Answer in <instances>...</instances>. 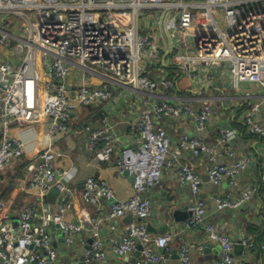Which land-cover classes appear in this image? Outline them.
<instances>
[{
    "label": "built area",
    "instance_id": "built-area-1",
    "mask_svg": "<svg viewBox=\"0 0 264 264\" xmlns=\"http://www.w3.org/2000/svg\"><path fill=\"white\" fill-rule=\"evenodd\" d=\"M73 73L79 74L77 82L71 80ZM180 85L192 94L191 101L176 97ZM244 87L260 92L261 100L233 95ZM123 90L140 98L141 110L131 127V145L114 158L119 123L97 128L73 119L79 108L109 104ZM193 98L199 100L197 106ZM226 111L243 134L264 136V0H0V177L28 157L23 140L10 130L25 131L40 115L49 119L45 144L26 159L22 192L29 199L11 215L0 201V264H57L51 225L66 252L73 250L76 237L89 239L85 262L104 264L110 253L101 229L125 216L131 222L111 246L118 259L141 246L133 264H162L179 233L198 231L216 244L218 256L194 262L192 254L202 253L203 247L186 239L178 248V264H247L246 253L236 257L234 247L239 243L248 253L251 236L242 233L236 242L226 223L211 222L201 197L202 175L180 161L189 153L204 164L203 175L212 187L237 185L250 162L249 157L233 161L240 130L226 125L215 138L209 132L215 115ZM164 121L192 132L191 138L180 136L171 158ZM58 135L83 138L98 161L112 164L120 176L127 173L132 196L111 205L114 196L107 182L87 177L81 200L88 210L75 222L66 220L72 175L56 167L49 141ZM220 155L226 158L224 165L218 162ZM165 169L187 187L193 203L185 209L188 219L153 235L148 231V194ZM54 186L61 196L53 209L44 198ZM256 192V185H248L232 200L218 191L216 212L241 208ZM260 247L264 250V236Z\"/></svg>",
    "mask_w": 264,
    "mask_h": 264
},
{
    "label": "crops",
    "instance_id": "crops-1",
    "mask_svg": "<svg viewBox=\"0 0 264 264\" xmlns=\"http://www.w3.org/2000/svg\"><path fill=\"white\" fill-rule=\"evenodd\" d=\"M163 69L168 74H171L168 68L164 67ZM78 75V73H73L71 80L77 82ZM181 89L182 86L180 85L178 92ZM247 94L251 96L250 102L261 100L260 92H249L247 87L242 88L239 93L233 95L243 96ZM176 97L181 98L185 102H189L193 96L189 91L183 90ZM193 104L197 106L199 100H194L193 98ZM140 106L141 101L138 96L131 95V92L128 90H123L115 93L109 104H98L93 107L79 108L73 121H90L97 128L101 127L104 123H119L115 133L118 148L114 154V158H119L120 149L127 148L131 145V127L137 123L141 110L139 109ZM48 124L49 119L40 115L35 125L31 128L24 131L21 128L13 127L10 130V134L22 139L26 145L28 157H33L47 140ZM262 124L264 125V113ZM226 125L240 130V125L232 116V112L226 111L225 114H217L212 119L209 129L211 133L210 137H214L217 129ZM164 126L168 129L171 137L169 155V158H171V154H173L175 148H178L180 136L183 134L191 138L192 132L191 129L180 128L179 124L175 125L171 121H164ZM239 132L240 136L235 145V157L233 161L235 162L242 157H249L250 162L247 171L237 180V185L233 189H230L225 184L220 188L209 185L205 175H203L205 165L197 164L189 153H183L180 161L182 164L190 165L197 173L202 175L203 185L201 197L203 198L202 200L211 222L215 225L226 223L229 228V233H231V238L236 242H239L242 233L251 236L253 243L252 249L247 253L242 245L238 243L237 245L241 247V250L235 256L240 257L245 252L246 257L244 260L247 264H264V250L260 247L264 236V136L259 138L250 134L245 135L241 130ZM49 144L57 155L55 161L56 167L72 175L69 181L71 195L64 213L66 220L75 222L82 216L84 210H88L81 200L83 181L87 177H94L106 181L116 202L126 201L132 196V178L127 175L120 176L112 164L98 161L95 158V153L88 150L83 138L58 135L51 138ZM27 158L16 161L0 177V201L4 203V213L6 214L11 215L15 213L29 199L28 195L22 192L23 185L26 182L27 171L25 170V164L27 163ZM218 162L224 165L226 158L220 155ZM248 185H256L257 187V192L249 203H246L245 206L236 210L224 209L221 212H216L214 197L218 191L225 193L232 200H237L241 197L243 189ZM60 196L59 194L56 199L57 202ZM148 197L152 203V215L148 221V228L153 235H160L172 224L180 223L174 220L173 213L175 211L184 212L193 203L192 195L187 187L181 186L174 172L166 169L162 172L160 184L149 192ZM55 204L56 202L51 204L53 209L55 208ZM108 205L109 203H105L104 206L108 207ZM130 222V216H125L118 221H112L102 227L100 236L104 248L110 253V257L104 264H133L131 262L134 259L133 253L124 259H118L111 253L112 244L120 239ZM50 233L53 245L58 250L57 264H87L85 262V253L89 239L76 237L74 239L73 250L66 252L59 232L51 228ZM186 239L188 241L198 242L203 247L202 253L194 252L192 254L194 262H209L218 256L216 244L210 243V241H206L205 239L203 240L198 231L194 233L185 232L179 233L170 245V253L167 260L162 264H178V248L181 241Z\"/></svg>",
    "mask_w": 264,
    "mask_h": 264
},
{
    "label": "water",
    "instance_id": "water-1",
    "mask_svg": "<svg viewBox=\"0 0 264 264\" xmlns=\"http://www.w3.org/2000/svg\"><path fill=\"white\" fill-rule=\"evenodd\" d=\"M125 176L127 175V173L124 174ZM60 194V188L58 186H54L52 188L49 189L48 193L45 195V201L48 204H54L56 202L57 197ZM117 202L115 200L111 201V205L116 204ZM190 216V214L187 211H175L173 213V218L176 222H182L186 219H188ZM131 219V218H130ZM17 225V223H15ZM14 224V225H15ZM53 230L55 229L54 225L50 226ZM148 231L150 232V229L148 228ZM60 239L61 241H64L62 236L60 235ZM91 241H88V245ZM88 249V246L86 247V250ZM142 247L141 246H137L135 251L133 252L134 255V259L131 260L132 263H134V261L138 258L139 253L141 251ZM241 250V247L239 245H236L235 250H234V255L239 254V251Z\"/></svg>",
    "mask_w": 264,
    "mask_h": 264
},
{
    "label": "trees",
    "instance_id": "trees-1",
    "mask_svg": "<svg viewBox=\"0 0 264 264\" xmlns=\"http://www.w3.org/2000/svg\"><path fill=\"white\" fill-rule=\"evenodd\" d=\"M240 130H243V128H242V127H240Z\"/></svg>",
    "mask_w": 264,
    "mask_h": 264
}]
</instances>
